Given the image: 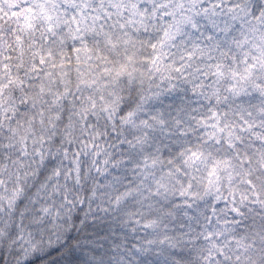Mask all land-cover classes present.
Wrapping results in <instances>:
<instances>
[{"label": "snow or ice", "instance_id": "snow-or-ice-1", "mask_svg": "<svg viewBox=\"0 0 264 264\" xmlns=\"http://www.w3.org/2000/svg\"><path fill=\"white\" fill-rule=\"evenodd\" d=\"M0 264H264V0H0Z\"/></svg>", "mask_w": 264, "mask_h": 264}]
</instances>
